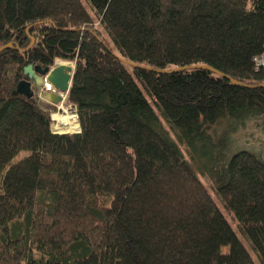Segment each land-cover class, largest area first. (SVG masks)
I'll return each mask as SVG.
<instances>
[{"label":"trees","instance_id":"16d2710c","mask_svg":"<svg viewBox=\"0 0 264 264\" xmlns=\"http://www.w3.org/2000/svg\"><path fill=\"white\" fill-rule=\"evenodd\" d=\"M86 1L0 0V264H264V0ZM55 59L76 133L15 90Z\"/></svg>","mask_w":264,"mask_h":264},{"label":"rangeland","instance_id":"374dc122","mask_svg":"<svg viewBox=\"0 0 264 264\" xmlns=\"http://www.w3.org/2000/svg\"><path fill=\"white\" fill-rule=\"evenodd\" d=\"M83 2H84V5L86 6L87 10H89L90 13L92 14L93 12H92V10H90V7H89L87 1L83 0ZM56 62H57V59L55 60L54 64L51 65V67L55 66ZM42 91L43 90L41 88H39V90L36 92V96L40 97V98L44 97V96H42ZM59 105L56 108H52V110H50V111H53L55 113V115H57L58 113L61 114V115H64V114H67V112H68L72 117H74L75 121H77V119H76V115H77L76 111L68 110V106L69 105L68 104L66 105L65 101H64V103H62V104L60 103ZM73 113L76 114V115H74ZM55 122L56 121L54 120V122H52V124H51V128H53V129H54V125H55L54 123ZM77 123H78V121H77ZM78 131H79V123H78V127H77L76 131L69 130V131H65V132H67V133H76ZM61 133H64V132H61ZM232 135H234L233 139H236V143H234L235 147L233 149L241 148L242 146H245L243 144L244 140H246V143L256 141V142H254L251 145V148L252 149L255 148V150L259 153V155L264 157V122L262 123L260 120H257V122L254 121V120L246 122L243 125H241V127L237 128V130H235ZM232 152H234V150H229L228 154L230 155ZM26 154H27L26 151L20 152L18 155L14 156L12 162L20 159L23 155H26ZM187 159H188V157H187ZM194 164L195 163L193 162L192 165L194 167V170H196V167H195ZM196 171L199 172L198 170H196ZM198 174H199L198 176H200L201 181L204 182L206 187L209 186V181H207L206 178L203 175H201L200 173H198ZM208 189H209V187H208ZM212 194L214 195V192H212ZM220 210L222 211V213H225V211L222 209L221 206H220ZM225 215L227 216V219H228L229 223L231 224V226L234 229V231H236V234L239 236V238H240L241 242L243 243V245H245L246 248L249 247V245L246 244V241L243 238V236L238 233L237 228H236V224L233 223L231 217L227 213H225ZM249 251L252 254V251L250 249H249Z\"/></svg>","mask_w":264,"mask_h":264},{"label":"bare ground","instance_id":"6f19581e","mask_svg":"<svg viewBox=\"0 0 264 264\" xmlns=\"http://www.w3.org/2000/svg\"><path fill=\"white\" fill-rule=\"evenodd\" d=\"M6 47V46H4ZM4 47L0 48V50L4 49ZM254 65L257 69L261 68V66L264 67V53L260 54V56H256L254 57ZM39 67V66H38ZM73 67V66H72ZM72 67L69 66H63L62 68L56 69L53 66L49 67L51 69V71L48 73V76H46L45 74H42L41 77L43 78V83L41 86L42 91V96L44 97H36L43 101V99H45V101L49 102L48 98V93H59V89L55 88L56 87V83H54V80L60 81L61 82V87H65L69 84V76H70V71L72 69ZM52 78L54 80H52ZM230 78V77H229ZM231 79V78H230ZM46 85L51 86L52 89H48V87H46ZM54 120L56 121L54 124V129L51 128L52 133H61V134H65L67 132L65 131H69V130H74L76 131L77 127H78V123L77 121H75L74 117H72L68 112L67 114L61 115V114H57L53 117H51V122H54Z\"/></svg>","mask_w":264,"mask_h":264},{"label":"water","instance_id":"95a60500","mask_svg":"<svg viewBox=\"0 0 264 264\" xmlns=\"http://www.w3.org/2000/svg\"><path fill=\"white\" fill-rule=\"evenodd\" d=\"M23 75L25 76V78H23L22 80L19 81V83L16 85V92L17 93H21L24 96H26L27 98H30L31 96H33L35 94V90H33V86H40L41 83H43V78L41 77L42 74H45L46 76H48V73L51 71V69L49 67H38V66H33L31 63H29V65L23 67ZM192 69L194 68H204L203 66L200 65H196L194 67H191ZM73 71V67L70 71V78H69V84L65 87H61V82L55 80L54 82L57 84V87L59 88V93H48V100L52 103V104H57L59 102L63 101V93L67 92L69 90V86H70V82H71V74ZM217 73V72H216ZM229 78V77H228ZM227 78V79H228ZM230 79V78H229ZM52 80H54L52 78ZM232 82H236L233 79Z\"/></svg>","mask_w":264,"mask_h":264},{"label":"crops","instance_id":"0c3cea01","mask_svg":"<svg viewBox=\"0 0 264 264\" xmlns=\"http://www.w3.org/2000/svg\"><path fill=\"white\" fill-rule=\"evenodd\" d=\"M46 87H48V89H50V90L52 89L51 86L46 85ZM44 100H45V99H43V102L46 103V104H48V102H47V101H44Z\"/></svg>","mask_w":264,"mask_h":264},{"label":"built area","instance_id":"2783aa9c","mask_svg":"<svg viewBox=\"0 0 264 264\" xmlns=\"http://www.w3.org/2000/svg\"><path fill=\"white\" fill-rule=\"evenodd\" d=\"M254 68H255L256 70H258V69L255 67V65H254Z\"/></svg>","mask_w":264,"mask_h":264}]
</instances>
